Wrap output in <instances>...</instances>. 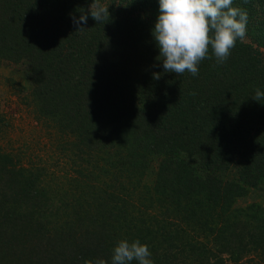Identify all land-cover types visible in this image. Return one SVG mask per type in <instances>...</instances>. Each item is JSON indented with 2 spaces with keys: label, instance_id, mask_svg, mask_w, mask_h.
I'll return each mask as SVG.
<instances>
[{
  "label": "trees",
  "instance_id": "16d2710c",
  "mask_svg": "<svg viewBox=\"0 0 264 264\" xmlns=\"http://www.w3.org/2000/svg\"><path fill=\"white\" fill-rule=\"evenodd\" d=\"M92 2L0 0V66L27 68L5 82L39 132L4 145L0 111V264H111L121 240L153 264H264V199L238 202L264 186V0H233L246 38L196 76L157 59L159 0H98L108 20L78 30Z\"/></svg>",
  "mask_w": 264,
  "mask_h": 264
},
{
  "label": "clouds",
  "instance_id": "9594fccd",
  "mask_svg": "<svg viewBox=\"0 0 264 264\" xmlns=\"http://www.w3.org/2000/svg\"><path fill=\"white\" fill-rule=\"evenodd\" d=\"M98 22L109 18L108 6L93 0L87 12L81 11L73 23L78 30L87 23L88 16ZM247 12L233 6V0H159V15L152 29V36L159 49L158 60L167 73L182 75L186 71L198 75L200 62L209 57L211 49L218 63L224 62L237 40L246 38ZM159 73H153L159 79ZM264 98L256 90L255 100ZM151 252L139 240L119 241L113 249L111 264H153ZM92 264V262H86ZM95 264H107L99 259Z\"/></svg>",
  "mask_w": 264,
  "mask_h": 264
},
{
  "label": "rangeland",
  "instance_id": "374dc122",
  "mask_svg": "<svg viewBox=\"0 0 264 264\" xmlns=\"http://www.w3.org/2000/svg\"><path fill=\"white\" fill-rule=\"evenodd\" d=\"M28 75V70L25 65H9L4 64L0 66V111L6 114L8 117L10 128L7 130V134L2 138L3 144L13 145V147H23L24 144L28 145L31 142L36 143L38 138L37 134L38 128L36 127V120L31 112H27L25 107L21 104V100L15 96L11 85L7 84L5 81L7 78H15L19 81L23 80L22 77ZM25 109V110H24ZM28 113V114H27ZM36 141V142H34ZM40 154V152L38 153ZM149 164L143 170V185L150 186L154 180L155 171L157 170L158 162L156 158L150 157ZM51 165L56 167L57 171H61L60 166L51 159ZM68 167H63L62 171L65 173ZM237 167L232 168L227 172V176L236 177L235 173ZM67 188V187H66ZM142 191V189H141ZM61 192H63L61 190ZM67 195V197H70ZM264 199V186L250 189L248 194L242 196L238 199L239 204L245 205L250 202L260 201ZM163 213V210H160ZM55 224V223H53ZM49 225V224H48ZM15 235V236H14ZM23 235L13 234V239L9 240L11 242L20 241L19 239Z\"/></svg>",
  "mask_w": 264,
  "mask_h": 264
}]
</instances>
